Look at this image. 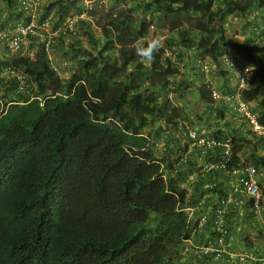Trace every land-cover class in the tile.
Masks as SVG:
<instances>
[{
  "label": "trees",
  "instance_id": "16d2710c",
  "mask_svg": "<svg viewBox=\"0 0 264 264\" xmlns=\"http://www.w3.org/2000/svg\"><path fill=\"white\" fill-rule=\"evenodd\" d=\"M5 1L10 18L24 12L29 19L17 0ZM131 1L117 12L99 14L96 7L74 32L60 30L52 37L61 46L81 26L88 28L83 34L91 48L69 43L75 61L66 80L52 66L45 41L34 35L28 36L32 58L20 51L0 56V264H226L225 253H197L200 246L220 247V238L245 254L246 261L235 258L237 264H264V134L234 121L233 128H214L233 144L227 168L255 166L261 194L256 205L253 196L235 194L240 200L230 206L226 233L215 234L212 212L198 195L222 193L228 176L201 171L213 160L210 154H186L190 140L183 122L194 121L179 104L186 99L188 77L176 76V60L204 50L209 59L192 61L203 78L198 98L232 101L238 69L250 66L239 95L264 124V39L230 38L223 24L230 14L264 11V0ZM79 8V0H52L42 7L40 21L50 17L56 30ZM141 8L151 12L150 19L136 18ZM158 14L168 18L167 31L175 34L163 38L155 30L162 46L152 62H141L132 43L153 36L150 24ZM187 14L200 17L190 27L197 38L183 23ZM5 22L0 12V28ZM252 25L253 34L264 35V24ZM227 54L233 55L229 70L237 81L215 100L201 61L209 73L213 63L226 66ZM194 172L192 192L188 177ZM205 183L215 186L204 189Z\"/></svg>",
  "mask_w": 264,
  "mask_h": 264
},
{
  "label": "built area",
  "instance_id": "2783aa9c",
  "mask_svg": "<svg viewBox=\"0 0 264 264\" xmlns=\"http://www.w3.org/2000/svg\"><path fill=\"white\" fill-rule=\"evenodd\" d=\"M18 6L26 12V15L29 16V19L26 21H20L14 24L10 29H1L0 28V41L6 46L11 52L19 51L22 49L24 43L28 40L29 35H34L38 39L45 41V47L47 53L51 46L52 37L56 35L60 30L62 32L73 31L77 21L83 18H89V11L94 10L96 7H101L106 5L109 0H79L81 6L80 10H74L73 13L64 16V19L58 25L56 30H48L50 24V17L40 21V14L42 12L43 3L41 0H17ZM153 28V25H150ZM154 29V28H153ZM28 58L34 56L33 50L26 52ZM232 54H227L223 57L222 62L226 64L228 68L235 67V61L232 59ZM202 69L207 73L209 68L206 65V62L201 61ZM240 73V83L239 88H237L235 95H233L232 104L236 112L246 121L248 127L258 134H264V124H261L257 120V114L251 108V103H247L240 98L239 90L244 87L246 82L247 73L245 69H238ZM15 73V72H14ZM206 82L209 83V79H206ZM212 97L217 100L222 98L220 91L212 88ZM228 99L230 97H227ZM235 98V99H234ZM184 124V135H186L190 142L188 145L187 153L196 151L201 158L203 155L210 154L213 156V160L209 163H206L202 166V163H199L198 166H202L201 171L203 173H213L215 171L221 172L228 176L227 180H223L228 187H224L222 193H209L205 191L202 195H198L201 199V202L204 204L205 208L208 211H211V221L213 226V232L215 234H220L224 236L226 233V216L230 210L231 204H235L240 200L235 197V194L239 192H245L253 196L255 205L260 201L261 194L257 186L256 181V168L251 164H241L240 166H232L227 168V164L232 160L233 157V144L230 136H218L215 135L214 127L212 125L203 123H196L193 126L189 125L186 122ZM217 129L224 130L223 127L216 126ZM198 146V148H195ZM196 149V150H195ZM180 162L186 160L185 155L182 156V159H179ZM197 166V167H198ZM197 173L190 174L188 181L190 182L191 191H194V185L196 182ZM215 186V184L203 185V188ZM223 189V186H222ZM201 194V193H200ZM215 195V200L209 201L210 197ZM189 209V208H187ZM205 216L201 217V222L204 221ZM200 222V223H201ZM220 247L215 245H204L200 246L197 249L198 254L215 252V257L220 256L222 253L228 255V261L226 264H237L235 258H238L239 261H246L245 254H238L227 248V245L224 244L222 238L219 240Z\"/></svg>",
  "mask_w": 264,
  "mask_h": 264
},
{
  "label": "rangeland",
  "instance_id": "374dc122",
  "mask_svg": "<svg viewBox=\"0 0 264 264\" xmlns=\"http://www.w3.org/2000/svg\"><path fill=\"white\" fill-rule=\"evenodd\" d=\"M49 1L52 0H41L43 3V6L48 4ZM132 3L131 0H124L123 4H117L115 2H109L105 8H99L97 7L96 10L99 14L104 13L105 11H114L117 12L124 6L130 5ZM17 10H19V7H17ZM255 9L252 12H246L245 15H237L236 13L230 14L227 19L223 22L224 27H225V32L226 35L230 38L237 39V40H245L249 37H253L254 40H261L264 39V35H261V32H258V34H253L252 33V24L253 23H263L262 17L264 16V11ZM0 12L3 14V18L6 19L5 24H2L1 27L5 29H10V25L13 23H17L20 21H26L27 18L23 12V15L20 17L14 18V15L12 18L8 16L9 9L6 5L5 0H0ZM72 14L73 11H70ZM150 14L151 12H145L144 9H140L137 12H134V15L138 20H140L142 17H146V19H150ZM263 14V15H261ZM189 21L184 20L183 23L188 27V30L196 36L195 31H193L192 24H194L197 20L200 19L199 15H191L187 14L185 16ZM52 22V21H51ZM154 23L153 28H151V31L153 32V36L156 35V32L159 30L162 34V37L164 38L165 35L169 36L170 34H175V33H169L167 31V22L168 18L164 17L162 14H158L157 17H154L152 20ZM91 25L95 27L93 20L90 21ZM92 27V30L96 35H99L100 33L97 32L95 28ZM51 26L49 25L48 30L50 31ZM76 29V28H75ZM88 30L87 27L81 26V29L78 28L75 33H72L69 36H66L64 40V45H59L58 40L54 39L53 42H51L50 49L48 51L49 54V59L51 60L52 66L57 70V73L61 77V79H68L70 72H71V64L75 61V58L71 55L69 47V43L72 41H79L82 46H86L88 48H91V45L88 43V40L86 39V35H84V31ZM155 30H157L155 32ZM84 33V34H83ZM83 34V35H82ZM152 36H150L151 38ZM199 40V39H198ZM30 40L26 41L18 53H25L29 50H31L30 47L34 48L33 46H30ZM196 50V49H195ZM10 50H7V48L4 46L2 42H0V56L3 54H7V57L12 56L10 54ZM9 54V55H8ZM186 58L181 59V60H176V65L178 67L177 70V80H185L186 77H188V90L186 91V99L185 101H179L182 104V111L186 113V115L189 117H194V118H201V120H206V123L208 124L209 122L217 124V122H228L229 124L231 122L239 123L241 124L244 129L246 128V122L241 119H238V116L234 117L233 113V108L231 106H228L231 104L230 100L225 97L223 100L213 102L209 100L208 102L201 101L198 98L197 90L198 86L203 83V78L199 72H195L196 70L193 68L192 61L195 57H201L203 59H209L208 53L204 50H196L193 52H189L188 55L185 56ZM246 68H250L246 67ZM245 68V69H246ZM251 70V69H249ZM189 71L191 72L192 75L189 76ZM249 72V71H248ZM249 76V73H248ZM208 79H209V84L213 85L216 88H219V90H222L223 92H228L227 86L231 87L233 86L236 81L237 77L234 75L233 71H230L229 68L226 66L222 65H217L216 63L211 65V70L208 73ZM235 99V98H234ZM175 100V99H173ZM177 103V101H173V103ZM206 108V110H205ZM205 111V112H204ZM236 113V112H235ZM221 114H224L223 117H221ZM183 115V114H182ZM197 118V120H198ZM223 119V120H222ZM215 120V121H214ZM208 121V122H207ZM217 121V122H216ZM197 122V121H196ZM210 124V123H209ZM220 124V123H218ZM153 138L155 139L154 135ZM160 143L162 141L160 140Z\"/></svg>",
  "mask_w": 264,
  "mask_h": 264
},
{
  "label": "clouds",
  "instance_id": "9594fccd",
  "mask_svg": "<svg viewBox=\"0 0 264 264\" xmlns=\"http://www.w3.org/2000/svg\"><path fill=\"white\" fill-rule=\"evenodd\" d=\"M109 3V2H108ZM107 3V4H108ZM106 4V5H107ZM80 5V4H79ZM80 10V8H79ZM78 10V11H79ZM90 15V13H89ZM90 17V16H89ZM151 25V24H150ZM12 28V27H11ZM2 29V28H1ZM5 29V28H3ZM150 30H151V27H150ZM162 46V41L160 39L159 36L157 35H154L152 36L150 39L148 40H144V39H137L135 41H133L132 43V48L134 49V52H135V55L137 57L140 58V61L141 62H152L155 58V53L159 50V48ZM8 49V48H7ZM9 50V49H8ZM21 50V49H20ZM19 50V51H20ZM17 52V51H15ZM10 54H13V52H10ZM26 54V52H25ZM204 62V61H203ZM227 67V66H226ZM251 69V71L253 70L252 68H246L245 69V72L247 73V70ZM56 70V69H55ZM57 71V70H56ZM207 76H208V73H207ZM208 77H206L207 79ZM211 88H214L213 85H210ZM216 90L219 91V88H214ZM231 104H229L228 106H231V108H233V113H234V117H236V115L238 116V119L241 120L243 119L240 114H238V112L235 111L234 107H233V104H232V101L230 102ZM250 105H253V104H250ZM236 112V113H235ZM223 120V119H222ZM244 120V119H243ZM245 121V120H244ZM204 122H206V120H204ZM226 123V121H224ZM224 122H218L220 124L223 125ZM246 122V121H245ZM247 124V123H246ZM248 126V125H247ZM249 128V127H248Z\"/></svg>",
  "mask_w": 264,
  "mask_h": 264
},
{
  "label": "crops",
  "instance_id": "0c3cea01",
  "mask_svg": "<svg viewBox=\"0 0 264 264\" xmlns=\"http://www.w3.org/2000/svg\"><path fill=\"white\" fill-rule=\"evenodd\" d=\"M214 87V86H213ZM215 88V87H214ZM176 104V103H175ZM179 104H181L180 102H179ZM192 120L194 121V124L195 123H203L204 122V120H201V118H200V120H199V118H198V120L196 119V118H194V117H192ZM197 121V122H196ZM157 123V125H158V122H156ZM172 124H174V123H172ZM171 124V125H172ZM157 125H155L153 128H157L158 126ZM210 125V124H209ZM212 126L214 127V128H216V126H219V127H223V129H226V128H233L234 127V124L233 123H231L230 125H229V127H227L226 125L224 126V125H222V124H212ZM147 129H149L150 130V128H147Z\"/></svg>",
  "mask_w": 264,
  "mask_h": 264
}]
</instances>
